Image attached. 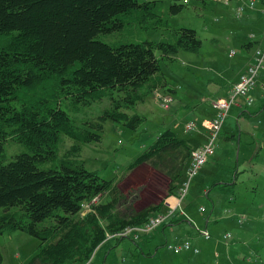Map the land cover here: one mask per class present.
<instances>
[{
	"label": "trees",
	"instance_id": "16d2710c",
	"mask_svg": "<svg viewBox=\"0 0 264 264\" xmlns=\"http://www.w3.org/2000/svg\"><path fill=\"white\" fill-rule=\"evenodd\" d=\"M155 3L0 0V234L20 229L39 239L26 264H80L106 230L141 224L164 206L163 198L122 211L126 195L115 177L88 169L81 157L84 143L102 140L108 120L140 127L146 116L129 110L173 89L161 60L202 44L187 26L174 31V41L143 37L151 20L165 22L152 10ZM183 7L172 0L170 9ZM110 33L120 37L101 38ZM102 99L108 105L89 115L86 106ZM8 138L25 147L10 159ZM66 138L70 144L61 151ZM193 148L167 127L127 168L146 164L168 178V194L177 193Z\"/></svg>",
	"mask_w": 264,
	"mask_h": 264
},
{
	"label": "rangeland",
	"instance_id": "374dc122",
	"mask_svg": "<svg viewBox=\"0 0 264 264\" xmlns=\"http://www.w3.org/2000/svg\"><path fill=\"white\" fill-rule=\"evenodd\" d=\"M179 1L184 3L183 9L172 13V0H156L152 10L165 22L151 20L142 31V36L148 39L174 41V31L178 27L196 29L202 40L198 50L180 48L173 58L161 60L167 80L178 94L167 108L156 96H149L129 110L146 116L140 127L132 129L124 123L108 120L102 140L86 142L82 147L85 166L106 179L115 177L117 185L125 192L126 200L118 206L122 211L131 206L142 208L167 192L164 174L151 170L146 164L130 170L127 165L167 127H173L185 138L197 134L203 136L202 126L185 131L184 124L190 118L214 113L209 98L220 96L217 93L220 82L231 81L255 62L254 56L243 47L244 42L251 40L255 49L264 48V14L260 0H256L254 7L250 6L252 0ZM240 7L244 9L240 10ZM119 37L118 33L101 35L108 41ZM258 39H261L260 43L255 42ZM232 49L235 54L230 55ZM248 96L253 98L251 103L245 95H239L228 111L217 136L215 151L193 178L197 188L187 192L184 205L188 213L200 221V228L205 227V218L210 213L214 219L220 209L229 205L238 209V213L247 214L249 220L244 224L234 218L216 220L209 224L210 239L201 231L194 239L193 235L184 234L191 230L187 222H184L185 229L177 226L173 232L166 230L169 240L179 235L196 241L202 253L195 257L166 250L161 227L166 221L155 228L154 234H142V238L124 236L117 242L121 237L106 235L91 256L90 264H264V67L259 69L257 82ZM108 102V99L96 101L86 106V110L89 115H97ZM232 133L235 137L228 138ZM69 144L70 140L66 138L61 151ZM24 149L12 138L5 142L8 159ZM221 179L230 183L224 186ZM230 192L238 193L236 201L228 200ZM200 205L206 209L203 214L197 210ZM164 210L172 208L166 206L160 212ZM197 228L195 225V230ZM226 231H231L233 237L226 240L223 236ZM38 243L37 237L20 229L0 234V264H26Z\"/></svg>",
	"mask_w": 264,
	"mask_h": 264
},
{
	"label": "built area",
	"instance_id": "2783aa9c",
	"mask_svg": "<svg viewBox=\"0 0 264 264\" xmlns=\"http://www.w3.org/2000/svg\"><path fill=\"white\" fill-rule=\"evenodd\" d=\"M255 5L256 0H252L250 6L254 7ZM239 9L241 10L244 8L240 7ZM261 11L264 14V5H262ZM250 35L254 36V33H251ZM233 54H235L234 49L230 51V55ZM254 56L255 62L249 65V67L244 72L239 74L238 79L233 82L228 95L218 96L216 98L210 99L214 108V113L211 117H205L200 120L197 118H190L184 124L185 131L195 130L198 128V126H202L205 130L208 131V134L204 142L200 143L198 146L194 147L191 150L189 163L185 170V177L178 189V192L167 194V196L164 198L165 202L172 208V210H166L165 212L157 211L150 215L148 220L141 224H128L123 228L114 231H107V237H111L113 235L115 237L126 236L139 238L142 236V234L160 226L161 222L164 223L169 217L175 215L176 213L183 214L184 216L190 218L185 211V207L182 205V200L186 196L190 188L193 177L198 174L203 164H205L208 161L209 157L214 153L215 147L217 145V136L222 129L228 111L230 110L231 106L236 103V98L239 95H245L248 103H251L253 100V98L248 96V92L257 82L259 69L261 67H264V48L257 47L255 49ZM163 93L164 92L156 91L155 96L158 100H160L161 105L167 108L169 106L171 96ZM172 199L175 200L174 203L171 202ZM201 209H203V207ZM245 217L246 215L243 214L238 216V221L242 222ZM199 230L205 238H209L211 236V232L208 228H202ZM229 237H231V233L226 232L224 234V238L228 239ZM165 244L170 250L174 251L175 253H179L182 250H192L195 253H198L200 251V248L193 245L191 240L188 238L180 242L171 240L166 242ZM90 263L91 257L80 264Z\"/></svg>",
	"mask_w": 264,
	"mask_h": 264
},
{
	"label": "crops",
	"instance_id": "0c3cea01",
	"mask_svg": "<svg viewBox=\"0 0 264 264\" xmlns=\"http://www.w3.org/2000/svg\"><path fill=\"white\" fill-rule=\"evenodd\" d=\"M260 2H261V4L262 5H264V1L263 0H260ZM256 3H257V1H256ZM256 41H259V43L261 42V39H258V40H256ZM248 53H250L251 55H252V57L254 56V50H255V48H254V44L251 46V47H249V48H246L245 49ZM254 58H255V56H254ZM238 77H239V75H237L234 79H232L231 81H228V80H223L222 82H220V86H219V89L217 90V93L220 95V96H226V95H228V93H229V91H230V88H231V86H232V84H233V82H235L237 79H238ZM170 91H168V92H164L165 94H167V95H169V96H171V100H170V102L172 101V99H174V97H175V95L176 94H178V92H177V90H175V89H169ZM177 92V93H176ZM163 93V94H164ZM154 97H155V95H153ZM156 98V97H155ZM211 98H216V97H210L209 98V101H210V104H211V107L213 108V106H212V103H211ZM214 109V108H213ZM213 115V113L210 115V116H203V117H197V119H202V118H205V117H211ZM200 130H202L203 132H204V134H203V136H200V135H195V136H193L192 138H190V137H187V138H185L184 136H181V137H184L185 139H187L191 144H192V146L193 147H196V146H198L200 143H202V142H204L205 140H206V136H207V131L206 130H204L203 128H201ZM200 130H198V131H200ZM222 130V129H221ZM202 135V134H201ZM209 160V159H208ZM142 165H144V164H142ZM141 165V166H142ZM203 167V166H202ZM150 169L151 170H153V171H155L156 172V170L155 169H153V168H151L150 167ZM199 174V173H198ZM197 174V175H198ZM197 175L196 176H194L193 178H195V177H197ZM165 176V175H164ZM166 177V176H165ZM195 180V179H194ZM194 180L192 179V181H191V187L189 188V190H188V193H189V191L192 189V191L194 190H196V186L197 185H195V182H194ZM222 180V179H221ZM218 181H220V180H218ZM217 181V182H218ZM168 182H169V180H168V178L166 177V185H168ZM221 183L224 185V186H226L227 184H229L230 182L229 181H226V179H224V180H222L221 181ZM193 186V187H192ZM151 194V196H153V193H150ZM167 194V192L165 193V195ZM164 194H162L160 197H158L157 199H155V201L156 202H158V201H160V200H162L163 198H164V196H165ZM186 197H187V195L185 196V198H184V200H182L183 201V203H182V205L185 207V205H184V201H185V199H186ZM237 198H238V193H236V192H230V194H229V198H228V200L229 201H236L237 200ZM164 200V206L161 208V210L163 211V209H165V207L166 206H168V204L165 202V199H163ZM202 207H204L203 205H200L198 208H197V210H198V212L200 213V214H203L204 213V211H206V209H205V207H204V209H201ZM160 210V211H161ZM165 211V210H164ZM185 211H186V213L188 214V216L190 217V218H187L186 216H184L183 214H180V213H176L175 215H173V216H171V217H169L167 220H166V223H165V225L164 226H161L162 227V230H163V232H164V234H165V242H164V244L163 245H165V243L166 242H168V241H171V240H169V238H168V233H167V231L168 230H170V232H173L174 230H175V228L177 227V226H184L186 223H184V222H187V223H189L190 224V226H191V230H190V232H187V233H184V234H188V235H193V239H194V236L197 234V233H199L200 232V230L199 229H202V228H200L199 227V225H198V222H200V221H198L197 222V220H196V218L195 217H193L192 215H191V213L189 214L188 213V211H187V209H186V207H185ZM246 215V217L244 218V220L242 221V222H239L238 221V216H240V215ZM231 218H234L239 224H244L245 222H247L248 220H249V216L247 215V214H245V213H238V209L236 210L234 207H232V206H227V207H225V208H223V210H221L220 209V213L219 214H216V216H215V218L214 219H212L211 218V213L205 218V227L204 228H208L209 229V224L210 223H212V222H214V221H216V220H222V219H224V220H227V219H231ZM195 223V224H194ZM249 223V222H248ZM195 225L198 227L197 228V230H199V231H197V230H195ZM184 228V227H183ZM185 229V228H184ZM167 230V231H166ZM210 230V229H209ZM157 230L156 229H152L151 231H149V232H146V233H144L143 234V236H145V235H150L151 233H155ZM211 232V231H210ZM226 232H231V231H226ZM200 234V233H199ZM212 234V233H211ZM225 234V233H224ZM224 234H223V236H224ZM232 237H233V235H231ZM189 236H186V238H188ZM231 237V238H232ZM142 238V237H141ZM186 238H184L183 236H179V235H175V239H174V241H177V242H180V241H182V240H184V239H186ZM211 238V237H210ZM210 238H208V239H210ZM226 239V238H225ZM229 239V238H228ZM227 240V239H226ZM192 243H193V245H195V246H198L199 248H200V251L198 252V253H195V252H193L192 250H182L180 253H178V255L179 254H182V255H185L186 257L187 256H189V255H191L192 257H195V256H199V254H201L202 253V249H201V247H200V245L199 244H197V242L196 241H191ZM166 249V248H165ZM167 251H172V250H170L169 248L168 249H166ZM173 252V251H172ZM175 254V253H174ZM249 261H251V259L248 257L247 258Z\"/></svg>",
	"mask_w": 264,
	"mask_h": 264
},
{
	"label": "bare ground",
	"instance_id": "6f19581e",
	"mask_svg": "<svg viewBox=\"0 0 264 264\" xmlns=\"http://www.w3.org/2000/svg\"><path fill=\"white\" fill-rule=\"evenodd\" d=\"M171 202H172V203H174V202H175V200H174V199H172V200H171ZM86 210H87V209H86Z\"/></svg>",
	"mask_w": 264,
	"mask_h": 264
}]
</instances>
